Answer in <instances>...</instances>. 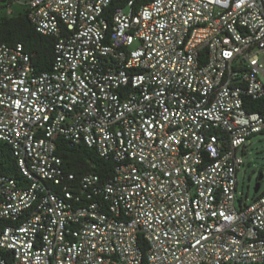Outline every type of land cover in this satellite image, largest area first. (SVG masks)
I'll return each instance as SVG.
<instances>
[{"label": "built area", "instance_id": "obj_1", "mask_svg": "<svg viewBox=\"0 0 264 264\" xmlns=\"http://www.w3.org/2000/svg\"><path fill=\"white\" fill-rule=\"evenodd\" d=\"M112 1L24 3L50 71L0 44V142L22 176H0V264H264V192L236 195L264 134L245 108L264 99V0ZM59 138L111 177L76 184Z\"/></svg>", "mask_w": 264, "mask_h": 264}, {"label": "trees", "instance_id": "obj_2", "mask_svg": "<svg viewBox=\"0 0 264 264\" xmlns=\"http://www.w3.org/2000/svg\"><path fill=\"white\" fill-rule=\"evenodd\" d=\"M131 0H113L108 13L112 15L116 10L124 8ZM135 10L147 5L151 0H133ZM8 5L0 0V44L15 46L21 44L24 51L30 56V63L36 73L50 71L54 60V39L39 34L28 17V10L24 7L17 14H7ZM248 112H260L264 110V99L251 101L246 99ZM56 154L63 161L66 173L76 176V184L82 176L95 174L101 182L108 180L113 172L112 160L99 157L95 150L87 148L83 144H72L63 138L56 142ZM0 176L22 181L17 161L13 156L9 145L0 142ZM1 225V224H0Z\"/></svg>", "mask_w": 264, "mask_h": 264}, {"label": "rangeland", "instance_id": "obj_3", "mask_svg": "<svg viewBox=\"0 0 264 264\" xmlns=\"http://www.w3.org/2000/svg\"><path fill=\"white\" fill-rule=\"evenodd\" d=\"M27 0H20L13 4L12 13L17 14L24 9ZM136 46V45H135ZM260 61L264 66V55H260ZM245 165L238 175L237 198L248 199L250 203L257 194L264 192V134H258L246 141ZM262 174L263 179L258 182V176ZM260 184L258 193L255 186Z\"/></svg>", "mask_w": 264, "mask_h": 264}, {"label": "water", "instance_id": "obj_4", "mask_svg": "<svg viewBox=\"0 0 264 264\" xmlns=\"http://www.w3.org/2000/svg\"><path fill=\"white\" fill-rule=\"evenodd\" d=\"M262 179H263V175L260 174V175L258 176V182H260ZM259 189H260V184L258 183V184L255 186V193H258Z\"/></svg>", "mask_w": 264, "mask_h": 264}]
</instances>
